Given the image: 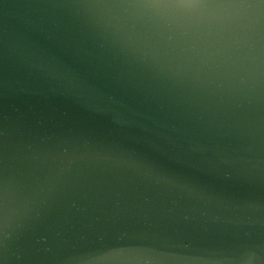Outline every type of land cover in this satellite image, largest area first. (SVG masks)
Returning a JSON list of instances; mask_svg holds the SVG:
<instances>
[{
  "label": "water",
  "instance_id": "95a60500",
  "mask_svg": "<svg viewBox=\"0 0 264 264\" xmlns=\"http://www.w3.org/2000/svg\"><path fill=\"white\" fill-rule=\"evenodd\" d=\"M0 264H264V0H0Z\"/></svg>",
  "mask_w": 264,
  "mask_h": 264
}]
</instances>
